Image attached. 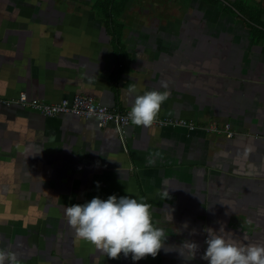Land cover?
<instances>
[{
	"label": "crops",
	"instance_id": "1",
	"mask_svg": "<svg viewBox=\"0 0 264 264\" xmlns=\"http://www.w3.org/2000/svg\"><path fill=\"white\" fill-rule=\"evenodd\" d=\"M105 2L0 0V97L81 94L127 111L134 84L169 91L158 119L195 129L118 131L0 102V249L21 264H208L205 229L221 227L264 245V0ZM111 195L151 204L168 251L109 259L79 240L65 207ZM185 240L199 246L194 259Z\"/></svg>",
	"mask_w": 264,
	"mask_h": 264
},
{
	"label": "clouds",
	"instance_id": "2",
	"mask_svg": "<svg viewBox=\"0 0 264 264\" xmlns=\"http://www.w3.org/2000/svg\"><path fill=\"white\" fill-rule=\"evenodd\" d=\"M161 86L164 89L169 87L167 82ZM127 95L134 97V102L126 119L135 126L150 128L157 123L161 106L170 93L167 90H152L138 94L133 84L128 86ZM164 195L168 197V192ZM151 207V204L139 202L136 198L111 195L106 200L94 197L82 205L65 207L64 215L79 240L94 246L109 259H119L123 254L139 261L148 256L155 258L161 249L168 251L165 244L168 235L163 228L154 225ZM169 219L172 220L171 215ZM205 231L207 248L202 258L208 264H264V245L242 244L233 239L231 233H226L223 227L219 233L212 228ZM180 248L190 259H194L199 250L196 243L187 240ZM179 253L184 257L182 252ZM0 264H21V261L15 252L0 249Z\"/></svg>",
	"mask_w": 264,
	"mask_h": 264
},
{
	"label": "built area",
	"instance_id": "3",
	"mask_svg": "<svg viewBox=\"0 0 264 264\" xmlns=\"http://www.w3.org/2000/svg\"><path fill=\"white\" fill-rule=\"evenodd\" d=\"M1 103H15L16 105L30 109L45 117H52L59 114L71 113L81 117H94L97 120V125L102 127L107 123H113L121 131L122 127L130 123L126 119L127 111H117L109 109L96 103L93 98L77 94L71 99L62 98L58 102H46L34 97H28L25 92H19L13 99H3L0 97ZM161 127H185L189 130L195 129V126L182 118H159L155 124ZM207 130L216 132L218 134L223 133L227 137H231L233 132L231 131L230 124L224 123L222 126H217L215 123H210Z\"/></svg>",
	"mask_w": 264,
	"mask_h": 264
},
{
	"label": "trees",
	"instance_id": "4",
	"mask_svg": "<svg viewBox=\"0 0 264 264\" xmlns=\"http://www.w3.org/2000/svg\"><path fill=\"white\" fill-rule=\"evenodd\" d=\"M113 2H115V0H106V6L108 7V8H110V7H113L114 5H113ZM127 2V0H123V3L125 4Z\"/></svg>",
	"mask_w": 264,
	"mask_h": 264
},
{
	"label": "rangeland",
	"instance_id": "5",
	"mask_svg": "<svg viewBox=\"0 0 264 264\" xmlns=\"http://www.w3.org/2000/svg\"><path fill=\"white\" fill-rule=\"evenodd\" d=\"M253 9H255V8H253ZM253 11V10H252Z\"/></svg>",
	"mask_w": 264,
	"mask_h": 264
}]
</instances>
